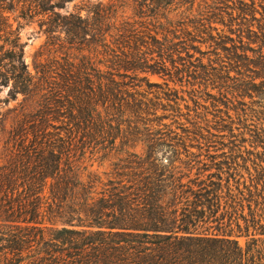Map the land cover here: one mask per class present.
Returning a JSON list of instances; mask_svg holds the SVG:
<instances>
[{"label": "trees", "instance_id": "obj_1", "mask_svg": "<svg viewBox=\"0 0 264 264\" xmlns=\"http://www.w3.org/2000/svg\"><path fill=\"white\" fill-rule=\"evenodd\" d=\"M68 1L35 10L93 49L37 80L19 39L4 56L7 99L36 105L2 129L0 264H264V22L220 29L208 0L62 16ZM257 4L264 21V0L239 18Z\"/></svg>", "mask_w": 264, "mask_h": 264}, {"label": "rangeland", "instance_id": "obj_2", "mask_svg": "<svg viewBox=\"0 0 264 264\" xmlns=\"http://www.w3.org/2000/svg\"><path fill=\"white\" fill-rule=\"evenodd\" d=\"M254 0H243V2L253 6ZM260 1V0H256ZM150 2V0H148ZM135 0H72L66 2L64 8H60L59 11L62 16L69 15L71 12H78L80 9L82 13L86 12V9H94L96 5L102 4L105 7H110L118 15H130L134 14ZM210 7V13H220L225 16L224 22L215 21L213 25L220 29H228L231 18H234L233 28L237 29L239 23L242 22L250 29H256L264 21L259 22L258 18H261L260 12L263 11L261 5L257 4V12L255 19L251 13L245 15L243 21L239 18L238 6L240 0H208ZM174 8V7H171ZM50 13H41L35 10L34 0H0V73H9L11 75L12 64L9 58H4L6 55H12L15 42L18 40L23 47L24 60L27 63L28 69L32 75L37 77V80L42 72H40L41 64H51V61L64 60V57L68 56V52L71 51L72 56L80 57L81 48L93 49L91 43L92 37L90 34L86 35V39L82 44L77 43L71 45L68 41L70 36L65 32L62 25L61 18L56 15H49ZM215 14H210L214 19ZM232 16V17H231ZM50 18H56V22L50 24ZM218 20V19H217ZM228 25V26H227ZM232 39H238L237 34H230ZM19 37V38H17ZM246 41L249 40V36H244ZM198 44V43H197ZM79 48V49H78ZM202 49H207L205 45H202ZM80 50V51H79ZM196 56H202L200 52H195ZM152 81H163L158 75L149 76ZM1 81V80H0ZM10 86H0V155L3 149L5 136L2 133L3 127L10 129L14 123V119L18 113H21L23 109H26L29 105H36L33 102V97H27L23 94H19L17 99H7ZM48 92L47 94H49ZM249 99V98H247ZM185 105V104H182ZM190 105H193L190 103ZM203 105H211L204 102ZM225 105V104H222ZM227 145L229 143L228 136L225 135L221 138ZM219 147L220 145L217 144ZM242 146L250 148L252 145L250 142L242 143ZM216 155H220L223 151L228 152V148H218L213 150ZM244 242V240H242Z\"/></svg>", "mask_w": 264, "mask_h": 264}]
</instances>
